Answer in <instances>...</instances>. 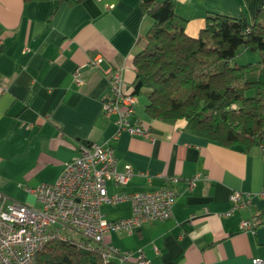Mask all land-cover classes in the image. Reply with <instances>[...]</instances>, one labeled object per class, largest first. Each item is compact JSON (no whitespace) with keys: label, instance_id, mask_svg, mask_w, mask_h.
Instances as JSON below:
<instances>
[{"label":"crops","instance_id":"1","mask_svg":"<svg viewBox=\"0 0 264 264\" xmlns=\"http://www.w3.org/2000/svg\"><path fill=\"white\" fill-rule=\"evenodd\" d=\"M198 37L208 15L251 23L264 0H170ZM153 21L140 0H91L75 7L56 1L25 4L0 0V194L8 203L40 208L28 191L54 184L64 166L89 144L110 145L117 172L130 166L126 187L109 193H151L178 179L173 216L146 224L129 236L111 233L106 244L150 264H253L264 261L256 232L242 223L264 222V149L225 148L185 131V122L154 120L148 100L137 98L135 119L151 138L118 135L116 116L106 118L112 74L121 70L133 92L134 58L146 47ZM102 58L100 68L91 63ZM79 73L80 85L74 80ZM200 176L195 187L190 182ZM233 192L249 194L251 206L226 218ZM110 222L132 216V205H104ZM264 228V224H263ZM121 264L118 259L114 260Z\"/></svg>","mask_w":264,"mask_h":264},{"label":"trees","instance_id":"2","mask_svg":"<svg viewBox=\"0 0 264 264\" xmlns=\"http://www.w3.org/2000/svg\"><path fill=\"white\" fill-rule=\"evenodd\" d=\"M56 1L75 7L91 0ZM153 21L146 47L134 58L132 96L146 97L154 120L185 122V131L225 148L264 149V6L255 21L208 15L198 37L187 33L170 0H140ZM244 48L260 55L256 65H234ZM37 264H117L95 253L55 241Z\"/></svg>","mask_w":264,"mask_h":264},{"label":"built area","instance_id":"3","mask_svg":"<svg viewBox=\"0 0 264 264\" xmlns=\"http://www.w3.org/2000/svg\"><path fill=\"white\" fill-rule=\"evenodd\" d=\"M103 63L97 58L91 68L98 69ZM74 80L81 84L79 73ZM137 98L127 91L121 70L112 74L110 98L105 105V116H116L118 135L126 132L132 136L151 138L152 134L135 119ZM118 159L110 145L89 144L81 148L80 156L66 164L54 184H44L29 190L40 208L20 203H8L0 194V264H37L38 254L49 244L60 241L75 245L78 249L95 253L105 262L118 259L121 264H150L142 251L134 259L130 252L121 253L106 244L111 233L131 236L146 224L166 222L173 216L177 200L175 186L178 179L166 181V185L151 193L110 194L108 184L115 181L126 187L134 176L130 166L118 173ZM200 176L190 182L193 188ZM264 198V191L259 194ZM231 210L226 218L251 206L249 194L233 192ZM132 205V216L117 222L108 221L102 213L104 205ZM261 218L242 223V229L256 232L263 228ZM253 264H264L254 260Z\"/></svg>","mask_w":264,"mask_h":264},{"label":"rangeland","instance_id":"4","mask_svg":"<svg viewBox=\"0 0 264 264\" xmlns=\"http://www.w3.org/2000/svg\"><path fill=\"white\" fill-rule=\"evenodd\" d=\"M260 62V55L258 53H251L244 48L238 51L236 59L233 61L234 65H256ZM143 99V97H141Z\"/></svg>","mask_w":264,"mask_h":264},{"label":"water","instance_id":"5","mask_svg":"<svg viewBox=\"0 0 264 264\" xmlns=\"http://www.w3.org/2000/svg\"><path fill=\"white\" fill-rule=\"evenodd\" d=\"M257 238L259 240V244L264 246V228H260L256 231Z\"/></svg>","mask_w":264,"mask_h":264}]
</instances>
